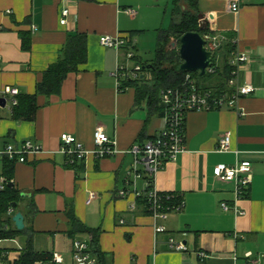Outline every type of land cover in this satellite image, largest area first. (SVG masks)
<instances>
[{"label":"crops","instance_id":"1","mask_svg":"<svg viewBox=\"0 0 264 264\" xmlns=\"http://www.w3.org/2000/svg\"><path fill=\"white\" fill-rule=\"evenodd\" d=\"M174 1L0 0V92L11 86L19 95H34L42 74L59 59L67 36L86 37L85 63L66 76L59 95L36 97L32 121H15L11 114L4 120L1 114L0 144L29 140L42 147L25 164L13 166L10 183L20 200L12 216L22 214L25 233L0 241L2 264L19 260L28 237L34 252L57 254L58 264H74L73 242L90 246L91 237L70 234L69 209L84 227L99 231V250L107 264H264V0H242L238 13L228 10L230 0H197L203 25L218 42L234 46L230 56L248 53L238 84L254 91L233 108L186 114L184 151L153 178L159 194H172L182 202L180 210L153 217L138 205L150 178L129 151L156 137L164 120L145 102L135 104L133 88H118L115 71L118 64H126L124 55L101 47L98 40L130 36L136 58L132 63L143 62L137 47L147 31L145 15L158 18L159 9L163 7L165 15L170 6L169 27ZM63 9L69 11L65 26L59 24ZM128 9L134 13L126 14ZM218 61L221 64V58ZM97 127L114 140L116 153L100 159L90 153L84 161L69 163L60 152V136L71 135L92 152ZM224 134L230 135V151L220 153L218 140ZM220 164L251 169L247 193L236 202L242 215L232 208L234 185L214 177ZM91 194L94 198L87 202ZM223 203L228 211L221 208ZM158 226L165 231L156 234ZM170 238L185 250H171Z\"/></svg>","mask_w":264,"mask_h":264},{"label":"built area","instance_id":"2","mask_svg":"<svg viewBox=\"0 0 264 264\" xmlns=\"http://www.w3.org/2000/svg\"><path fill=\"white\" fill-rule=\"evenodd\" d=\"M242 0H230L228 10L232 13H238L240 8V2ZM126 14L131 15L134 12L131 9L125 11ZM69 15L67 9H63L61 12V18L59 24L65 26L66 18ZM206 48L212 53L219 47L217 39L205 37ZM101 47L106 49H113L117 53H123L125 62L118 64L115 76L117 78V86L120 89L122 81H136L141 78L142 67L138 63H132L134 56L133 40L130 36H101L98 40ZM249 61V55L247 52L235 51L230 60L229 65L233 68L226 83V90L219 94H215L213 90L202 89L197 85L196 81L191 77L189 73L185 74L179 85L166 88L160 91V101L165 108L164 116V129L152 140L136 144L131 147L129 153L135 158V161L142 163L149 175V187L150 189L144 194L147 197L149 204V212L153 217H165L167 213L171 211H178L182 207V202L177 204H165L173 199L172 195L159 194L153 186V178L157 173L162 171L167 162L174 161L178 154L184 151V122L185 116L188 112L199 110H213L220 109L222 107L233 108L237 104L238 100L253 93L254 89L251 86H241L238 84V71L240 67ZM132 63L131 67L128 66ZM1 69V58H0ZM213 70L208 68L206 72L211 73ZM19 91L15 87L7 86L0 92V99L4 100V107L0 109H6L10 114L12 110L17 106V97ZM61 147L60 152L68 158L69 163L84 161L86 156L92 153L96 158H103L116 153L115 142L110 139L102 130L97 127L94 132V146L95 150L89 152L82 144L68 134H62L60 136ZM42 151V147L29 140L19 143L4 142L0 144V193L10 184L11 181L3 173V167L5 164H25L27 158L31 155L39 154ZM217 151L220 153H227L230 151V135L224 134L218 140ZM214 177L222 183H232L234 185V212L238 215H242L243 212H238L236 208V202L244 197L247 193L248 187L251 183V169L247 165L226 166L220 164L214 168ZM120 196H123V192H119ZM94 198L91 194L90 202ZM221 208L224 211L229 210V206L225 203L221 204ZM13 209L8 208L7 216L11 217ZM165 229L161 226L155 228V233H163ZM168 245L171 250L182 252L185 250V246L176 242L170 238ZM3 257V255L1 254ZM204 257L203 254L200 255ZM246 258L251 257L250 253H247ZM72 260L74 264H96V260L91 256L89 246L80 241H74L72 245ZM52 262L58 264L61 262L60 257L57 254H53ZM0 264L2 261L0 259ZM255 264V263H254Z\"/></svg>","mask_w":264,"mask_h":264},{"label":"trees","instance_id":"3","mask_svg":"<svg viewBox=\"0 0 264 264\" xmlns=\"http://www.w3.org/2000/svg\"><path fill=\"white\" fill-rule=\"evenodd\" d=\"M203 22L200 19L197 0H175L171 12V24L166 29H160L157 32L156 48L154 58L151 62H141L138 64L142 67V78L136 81H122L120 90L133 88L135 91V104L139 105L143 102L149 108L151 113L158 117H163L165 108L160 101V91L166 88H172L180 84L183 77L187 73H175L171 67L180 61L178 55V47L180 38L186 33H198L203 39L205 37L214 38V33L210 32L207 27H202ZM132 37V36H131ZM217 39V38H216ZM24 41V40H23ZM220 50L213 52L211 73L206 72L203 77L198 73H189L196 81L197 85L202 89L213 90L215 94H219L226 90V83L232 71L229 65L231 52L234 46L218 42ZM24 49H28V44L24 42ZM221 58L219 64L216 59ZM86 58V37L81 34H71L67 36L65 45L63 46L59 59L53 65H50L42 74L41 79L37 82L34 95H19L17 97L18 104L12 110V118L15 121L29 122L34 119L37 110L36 97L43 96L49 98L52 95H59L62 83L69 73L78 71V67L85 63ZM136 59V58H135ZM201 81H203L201 83ZM76 163V162H75ZM76 165V164H75ZM12 164H5L3 173L9 181H12ZM150 181V179H149ZM150 189L148 187L147 191ZM172 195V194H170ZM19 194L13 187L7 186L0 193V241L12 240L22 236L24 231H17L11 228L13 225L11 217L7 216L8 208L13 211L19 203ZM138 205H142L147 214L149 212V204L146 196L137 198ZM179 201L175 197L166 202L167 205L177 204ZM15 204V208L13 205ZM68 219L70 221V234L85 233L90 235L91 243L89 251L96 259V264H107L105 255L99 250L98 238L99 231L91 230L84 227L78 222L69 209ZM52 261L50 254L36 253L32 248L31 238H27L26 248L22 251L19 260L15 264H35L47 263Z\"/></svg>","mask_w":264,"mask_h":264},{"label":"water","instance_id":"4","mask_svg":"<svg viewBox=\"0 0 264 264\" xmlns=\"http://www.w3.org/2000/svg\"><path fill=\"white\" fill-rule=\"evenodd\" d=\"M202 27H206V25L204 24ZM178 55L180 61L171 67L175 73H198L200 77H203L206 70L212 66L213 53L207 50L206 41L198 33H186L180 38ZM0 105L4 107L3 99H0ZM8 186L12 187V184L10 183ZM13 208H15V204ZM11 221L17 231L23 230V216L20 212L15 213Z\"/></svg>","mask_w":264,"mask_h":264},{"label":"rangeland","instance_id":"5","mask_svg":"<svg viewBox=\"0 0 264 264\" xmlns=\"http://www.w3.org/2000/svg\"><path fill=\"white\" fill-rule=\"evenodd\" d=\"M168 9L170 10V6ZM168 9L165 11L166 12L165 15L163 14L164 8L162 7L161 9H159L160 14L157 15L158 18L151 17V16H149V18H148L145 15L146 20H147V24L145 25V27H146L145 29L147 31H144V35H142L138 38L139 44L137 47L138 55L144 59L143 62H151L154 58V52H155V48H156L157 32H158L157 29L162 27L165 30L168 28V25L170 23L169 13H168L169 10ZM163 16H164V18H163ZM216 62H219L218 56H217ZM202 82L203 81H201V83ZM2 113H5L4 116H2V119H4V120L9 119L8 115H10V113L6 109L0 111V117H1Z\"/></svg>","mask_w":264,"mask_h":264}]
</instances>
